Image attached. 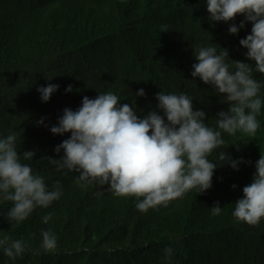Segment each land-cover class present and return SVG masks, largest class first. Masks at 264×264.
I'll return each mask as SVG.
<instances>
[{"label":"trees","instance_id":"obj_1","mask_svg":"<svg viewBox=\"0 0 264 264\" xmlns=\"http://www.w3.org/2000/svg\"><path fill=\"white\" fill-rule=\"evenodd\" d=\"M208 17L207 0H0V138L19 132L21 161L44 177L49 190L59 181L63 193L19 224L6 218L11 203L0 202V239L26 243L15 260L0 249V264H264V218L250 226L232 215L264 155L262 74L254 72L262 83L260 127L255 136L223 134L225 144L209 156L217 168L204 194L193 189L167 207L142 213L135 197H117L97 184L83 188L77 174L57 171L47 158L62 157L55 148L70 138L50 131L64 109L76 111L84 96L95 99L109 91L121 104L133 102L140 118L158 111L160 91L186 94L215 128L217 113L229 106L191 76L194 51L215 46L218 53L228 50L230 70L231 60L254 66L239 43L251 34L252 24L230 35L229 27H238L243 16L228 23ZM48 84L59 88L43 102L37 89ZM69 85L72 92L66 93ZM139 89L144 97L136 96ZM25 151L36 155L23 161ZM221 151L242 161L238 171L219 159ZM217 202L222 211L213 215ZM46 214L52 216L47 224ZM47 230L57 237L53 252L41 247V232ZM167 248L173 251L166 260Z\"/></svg>","mask_w":264,"mask_h":264},{"label":"clouds","instance_id":"obj_2","mask_svg":"<svg viewBox=\"0 0 264 264\" xmlns=\"http://www.w3.org/2000/svg\"><path fill=\"white\" fill-rule=\"evenodd\" d=\"M207 12L210 22L228 23L243 16L238 27L234 23L229 27L230 35L238 34L245 23L252 24L251 34L239 43L247 49L246 58L254 66L231 60L230 70L226 62L230 60L228 50L221 48L218 53L215 46L194 51L197 63L192 66L191 76L211 86L229 106L227 111L217 113L216 127L208 126L205 111L194 109L192 98L183 93L160 91L155 97L158 111L148 112L143 118L138 117L133 102L121 104L119 96L110 91L98 93L95 99L84 96L78 110L65 108L57 124L50 128L53 135L70 133V138L55 148L57 156L61 151L64 155L59 159L47 157L57 171L66 169L77 174V183L83 188L97 184L117 197H135L136 208L142 213L167 207L193 189L204 194L212 187L217 165L209 156L225 144L223 134L255 136L260 127L257 117L262 106V83L254 72L264 75V0H207ZM161 31L168 32V26L162 25ZM58 88L48 84L37 91L41 100L48 102ZM65 91L72 92V86ZM136 96L144 97V90L139 89ZM39 123H44L43 118ZM19 137V132H10L0 138V202L11 203L6 218L17 224L37 208L47 209L63 195L59 181L49 190L44 177L21 161ZM35 155L34 151L22 152L23 161H31ZM219 159L237 171L242 162L231 160L223 151ZM255 168L252 183L243 188V198L235 202L232 213L238 222L250 226H258L264 218V155ZM221 211L219 202L211 208L213 215ZM51 218V214L44 215L43 223ZM41 235V247L46 252L55 251V234L47 230ZM0 249L15 260L26 251V243L4 236ZM172 251L165 249L166 260Z\"/></svg>","mask_w":264,"mask_h":264}]
</instances>
